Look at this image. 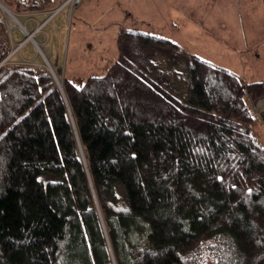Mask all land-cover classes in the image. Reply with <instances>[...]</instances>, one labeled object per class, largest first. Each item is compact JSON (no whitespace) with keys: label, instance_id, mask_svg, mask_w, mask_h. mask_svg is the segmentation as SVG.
I'll list each match as a JSON object with an SVG mask.
<instances>
[{"label":"trees","instance_id":"trees-1","mask_svg":"<svg viewBox=\"0 0 264 264\" xmlns=\"http://www.w3.org/2000/svg\"><path fill=\"white\" fill-rule=\"evenodd\" d=\"M116 42L65 98L44 67L1 68L0 264H264V82L157 35Z\"/></svg>","mask_w":264,"mask_h":264},{"label":"rangeland","instance_id":"rangeland-1","mask_svg":"<svg viewBox=\"0 0 264 264\" xmlns=\"http://www.w3.org/2000/svg\"><path fill=\"white\" fill-rule=\"evenodd\" d=\"M64 1L58 0V4L53 10L33 11L32 13L21 14L14 12L10 6L3 2L5 7L11 10V12L19 18L20 23L25 24L30 32H32L38 24H43L44 21H47L43 27V31L36 33L35 36L36 43L40 46L41 51L37 49L34 42H28L25 44L22 56L31 60L33 67L40 66L47 70L48 68L53 70L59 83L63 82L64 76L72 81H76L79 80V78L86 79L90 77V74H103L106 71L104 67L106 65L111 66L119 56L116 40L119 31L125 26L123 21L115 25L114 22H111V19L119 18L117 15L120 13L130 17L135 13L139 15L143 11L135 5V10L134 8L130 10L126 2L117 3L115 8H111L112 0H84L78 8H74L67 3L63 5ZM241 1L240 12L245 16L243 22H247L249 17L247 16L248 14H246L245 7H248V5L244 3L243 0ZM168 2L175 5L181 3V0H168ZM236 2L237 0H189V3L194 7L193 12H196L198 8L200 12H205V21L209 17L216 15H231V12L234 11L238 13ZM163 3L164 4H161V6L164 7L166 0H164ZM219 3L221 5L216 8ZM142 7L144 16H147L148 13L152 17L158 15L155 8H148L146 4ZM263 10L264 4L262 3L260 5V10L257 8L256 13L260 14ZM166 16H168V14H166ZM144 20L145 22L132 25L131 28L140 31L144 30L162 38L171 31V28H169L170 24L168 23L164 25L158 23V27H155L151 22H148L147 19ZM9 24L14 26L13 20L10 19ZM245 25L247 29L250 28L248 24L245 23ZM25 36L26 35L18 30V28L14 29V38L16 42L22 41ZM194 38L198 40L197 34ZM254 39H256V37ZM258 40L260 46L264 47V36L260 35ZM246 42L248 43L247 37L243 38L242 44L245 45ZM196 44L199 46L200 41L198 40ZM237 45L240 46L238 41ZM14 60L21 62L22 57L16 55ZM59 69H62V74L57 73ZM169 71L179 72L181 83L188 78L185 69L181 66L174 67L173 63ZM258 101L262 106L263 100L260 99ZM260 111V113H262V109ZM258 135L260 145L264 147V134L259 132Z\"/></svg>","mask_w":264,"mask_h":264},{"label":"crops","instance_id":"crops-1","mask_svg":"<svg viewBox=\"0 0 264 264\" xmlns=\"http://www.w3.org/2000/svg\"><path fill=\"white\" fill-rule=\"evenodd\" d=\"M83 2L84 0H78L74 8H78ZM120 2L128 3L130 10L135 5L143 12L139 15L135 13L130 17L120 13L117 15L119 18H112L111 22H114L115 25L122 21L125 25L119 31L118 36L123 29L137 30L131 26L145 22L144 19H147L155 27H158V23L160 25L168 23L171 31L165 35L164 39H170L185 52L235 73L246 83L264 82V47L260 46L258 40L260 35L264 36V10L260 14L256 13L257 8L260 10V5L264 4V0H243L248 5L245 7L249 17L247 22H243L245 16L240 12L241 0L236 2L238 13L234 11L231 12V15H216L209 17L206 21L204 20L205 12H200L199 8L193 12L194 7L189 3V0H181V3L175 5L166 0L164 7L161 6L164 4V0H112L111 8H115ZM144 4L148 8H155L158 15L152 17L148 13L147 16H144L142 7ZM219 5L221 4L219 3L216 8ZM245 23L249 25V29ZM140 32L150 34L144 30ZM196 34L200 41L199 46L196 44L198 40L194 38ZM245 37H247L248 43L243 45ZM255 37L257 40L254 39ZM237 41L240 46L237 45ZM107 67L108 65L104 69L106 70ZM261 100H263L261 107L262 113H264V98ZM258 117V121L253 126V132L257 136H259V132L264 134V117Z\"/></svg>","mask_w":264,"mask_h":264},{"label":"built area","instance_id":"built-area-1","mask_svg":"<svg viewBox=\"0 0 264 264\" xmlns=\"http://www.w3.org/2000/svg\"><path fill=\"white\" fill-rule=\"evenodd\" d=\"M64 1V0H63ZM78 0H65L63 5L65 3L75 6L76 2ZM62 5V6H63ZM0 71L1 68H4L6 66L14 65H29L32 66L31 60L26 59L22 56L23 49L25 47V44L28 42H34L37 49L41 51L40 46L36 43L35 36L36 33H40L43 31L44 25L47 23V21H44L43 24H38L37 27L30 32L25 24L20 23L19 18L11 12V10H8L6 7L1 6V12H0ZM10 19L13 20L14 26H12L10 23ZM18 28V30L22 31L26 36L22 41L16 42L14 38V29ZM20 55L22 57V61H15V56ZM250 98V96L248 95ZM252 102V101H251ZM252 107L254 113L258 116H262V113H260L262 107L259 101L257 103L252 102Z\"/></svg>","mask_w":264,"mask_h":264},{"label":"water","instance_id":"water-1","mask_svg":"<svg viewBox=\"0 0 264 264\" xmlns=\"http://www.w3.org/2000/svg\"><path fill=\"white\" fill-rule=\"evenodd\" d=\"M0 6L5 7V4H4L3 2L0 1ZM6 8H7V7H6ZM48 70L50 71L51 76L54 78V80H55V82H56V85L58 86V88H60V90H61V92H62V94H63V96H64V98H65V94H64V90H63V88H62V85L58 82V79H57V77H55V74H54L53 70H51L50 68H48ZM82 159H83V161H84V163H85V157H82ZM85 164H86V163H85ZM91 186H92V185H91ZM92 192H93V197H94V199H95L96 208L98 209L99 216H100V218L102 219L101 210H100V208H99V205H98V199H97V197H96V195H95V192H94V188H93V186H92ZM102 221H103V219H102ZM103 223H104V222H103Z\"/></svg>","mask_w":264,"mask_h":264},{"label":"bare ground","instance_id":"bare-ground-1","mask_svg":"<svg viewBox=\"0 0 264 264\" xmlns=\"http://www.w3.org/2000/svg\"><path fill=\"white\" fill-rule=\"evenodd\" d=\"M61 83V82H60ZM82 155H84L83 153H82ZM84 157V156H83Z\"/></svg>","mask_w":264,"mask_h":264}]
</instances>
